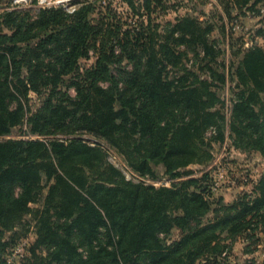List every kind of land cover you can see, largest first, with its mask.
<instances>
[{"label":"trees","instance_id":"obj_1","mask_svg":"<svg viewBox=\"0 0 264 264\" xmlns=\"http://www.w3.org/2000/svg\"><path fill=\"white\" fill-rule=\"evenodd\" d=\"M120 1L137 17L134 27L110 7L94 19V0L77 1L73 13L56 6L36 17L0 15V264L5 232L27 214L37 220L29 264H196L209 255L222 264L230 247L219 242L264 236V174L232 203L211 201L206 177L133 184L101 147L11 137L17 128L40 137L90 135L153 181L160 179L155 167L175 180L182 169L209 163L212 142L227 133L234 150L264 159V49L238 52L227 118L217 92L227 78L212 67L220 55L215 25L191 15L159 20L169 0ZM233 5L259 15L264 0ZM256 36L264 41V19ZM91 52L96 62L81 72ZM191 60L197 71L210 70L206 80L185 66ZM31 93L40 100L33 111ZM175 229L180 238L169 244L163 237Z\"/></svg>","mask_w":264,"mask_h":264},{"label":"rangeland","instance_id":"obj_2","mask_svg":"<svg viewBox=\"0 0 264 264\" xmlns=\"http://www.w3.org/2000/svg\"><path fill=\"white\" fill-rule=\"evenodd\" d=\"M77 1L80 0H0V15L10 11H22L30 12L31 15L36 17L39 11L56 6H63L68 13H73L78 7L75 4ZM94 1L98 2V10L93 15L94 19L101 17L99 11L104 14L106 13V7H110L113 12L111 14L115 15L121 22L131 24L133 27L137 25V17L129 13V8L122 4L120 0ZM168 3L170 8L165 12L166 15L160 16L159 20L174 21L177 17L191 15L203 21H210L215 25L216 28L211 35V40L219 45L220 55L212 67L214 71L226 75V84L217 92L225 103L223 112L229 118L233 90L236 86V83L231 81V75L238 65V52L245 51L255 45L264 49L263 39L256 36V31L263 26L264 8L258 6L257 9L261 8V14L258 15V10H255L254 13L247 7L240 10L233 5V0H169ZM95 62L96 54L91 52L88 59L80 61V71L90 68ZM185 66L189 69L194 67L203 79L208 78L210 70L197 71L194 60L187 61ZM176 74V71H169L170 78L176 77ZM72 77L66 78L67 84L72 81ZM69 93L73 98L76 96L74 88H71ZM29 97L31 98L29 106L33 111L39 107L40 100L34 93H31ZM23 129L26 130V126ZM21 131L22 128H17L11 137L44 142L60 140L64 143L70 140H81L90 147H101L107 151L108 161L122 173L127 182L133 184H145L156 188L171 187L173 183L186 179L202 180L206 177L203 184L208 187L211 201L224 197L225 203H232L236 198L252 191L256 181L264 174V159L256 153L246 154L234 150L228 138V133L223 143L212 142L210 152L212 160L209 163L192 164L182 169L180 179L175 180H171L169 176L164 175L163 167H155L160 179L153 181L151 178H143L135 174L127 166L124 159L113 149L90 135L40 137L23 135ZM214 133V129H209L205 135L206 140H212ZM47 189L45 188L44 191L47 192ZM31 207L33 209L40 208L39 205H31ZM36 222L35 215L27 214L24 216L21 225L16 226L17 228L11 232H5L2 243L6 244L4 251L6 264H29L28 259L31 257V249L37 239ZM256 237L255 241L247 239L246 236H241L233 241L219 242L224 247H230V258L226 262L223 261L222 264H262L264 261V236L258 231ZM163 238L169 244L178 241L180 231L175 229L168 238L165 236ZM80 253L86 256L83 250H80ZM44 255L46 254L44 253ZM216 261L218 262V258L215 255H209L196 264H217Z\"/></svg>","mask_w":264,"mask_h":264}]
</instances>
